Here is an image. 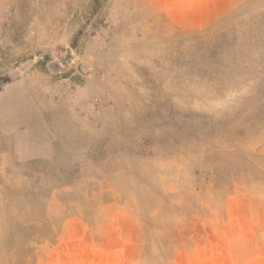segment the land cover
<instances>
[{"label":"rangeland","instance_id":"obj_1","mask_svg":"<svg viewBox=\"0 0 264 264\" xmlns=\"http://www.w3.org/2000/svg\"><path fill=\"white\" fill-rule=\"evenodd\" d=\"M0 264H264V0H0Z\"/></svg>","mask_w":264,"mask_h":264},{"label":"crops","instance_id":"obj_2","mask_svg":"<svg viewBox=\"0 0 264 264\" xmlns=\"http://www.w3.org/2000/svg\"><path fill=\"white\" fill-rule=\"evenodd\" d=\"M60 66L63 67V64L60 65ZM47 68L49 69V72L52 71V68H54V70H55V68H56V62H55V61H50V62L47 64ZM60 70H61V69H60Z\"/></svg>","mask_w":264,"mask_h":264},{"label":"trees","instance_id":"obj_3","mask_svg":"<svg viewBox=\"0 0 264 264\" xmlns=\"http://www.w3.org/2000/svg\"><path fill=\"white\" fill-rule=\"evenodd\" d=\"M45 71H47V69L45 68Z\"/></svg>","mask_w":264,"mask_h":264}]
</instances>
